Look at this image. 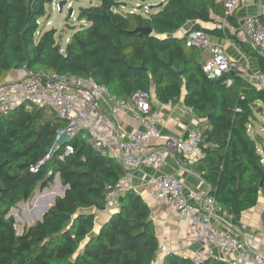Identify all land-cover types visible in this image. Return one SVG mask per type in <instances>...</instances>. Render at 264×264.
<instances>
[{
  "label": "trees",
  "instance_id": "16d2710c",
  "mask_svg": "<svg viewBox=\"0 0 264 264\" xmlns=\"http://www.w3.org/2000/svg\"><path fill=\"white\" fill-rule=\"evenodd\" d=\"M96 1L78 9V26L66 22L74 32L62 46L56 29H44L49 0H0V85L10 71L24 70L91 78L121 101L138 91L153 94L161 104L183 97L199 118L205 141L214 145L204 150L195 171L208 187L215 215L236 227L241 213L256 206L260 194L264 197L262 139L248 131L264 113V86L245 81L238 70L208 78L200 48L186 45V32L177 33L193 21L190 31L239 42V22L234 33L203 27L215 22L213 15L224 16L215 0H162L149 10L148 0ZM134 1L143 5L124 10ZM241 46L264 73V55ZM64 125L50 108L28 103L0 114V264H152L159 244L150 211L131 188L91 234L95 212L103 210L109 188L124 170L114 157L95 150L83 132L68 144L55 143ZM66 145L72 147L68 155ZM56 176L63 195L17 234L10 208L48 189ZM162 264L194 263L168 253ZM201 264L229 263L210 257Z\"/></svg>",
  "mask_w": 264,
  "mask_h": 264
},
{
  "label": "built area",
  "instance_id": "2783aa9c",
  "mask_svg": "<svg viewBox=\"0 0 264 264\" xmlns=\"http://www.w3.org/2000/svg\"><path fill=\"white\" fill-rule=\"evenodd\" d=\"M49 1L50 11L54 9L59 11V2L64 1L62 10L71 9L69 17H73V3L78 0ZM215 1L220 2L224 10L221 27L228 29L231 28L228 18L233 11L252 2V0ZM258 16H246L241 19L239 31L252 50L264 55V7ZM186 45L208 50V57L202 62V71L208 78H219L225 73L238 70L245 81L257 88L264 86V73L239 69L236 62L210 44L207 35L188 30ZM22 103L50 108L65 122L64 127L58 130L55 136V143L62 134L72 138L83 132L95 150L100 154L114 157L121 164L124 173L109 188L102 210L104 213L117 210L118 197L127 188L133 172L138 168L147 166L160 171L166 158L171 154L178 156L186 166L192 168L204 156L205 149L214 147L205 141L200 130L187 131L180 138L161 134L157 127L159 113L152 108L150 93L138 91L127 101H121L91 78L57 73L41 76L40 73L25 72L20 79L0 85V114H7ZM103 103L109 106V115L127 112L141 127L132 132L126 141L119 143L117 154L107 152L112 151L111 143L105 136H100L94 126V119L98 116H102L110 123V118L102 114ZM153 140L161 144L153 145ZM70 153L72 147L66 145L64 154ZM148 185L151 197L168 205L181 219L186 220L190 235L201 243L202 247L191 257L194 264H201L205 259L212 257L213 248H218L221 253L227 255L235 254L234 258L225 261L229 264H264L263 256L241 245L230 223L225 222V229H218L213 225L211 219L215 214V207L211 197L199 198L174 175H152L148 179Z\"/></svg>",
  "mask_w": 264,
  "mask_h": 264
},
{
  "label": "crops",
  "instance_id": "0c3cea01",
  "mask_svg": "<svg viewBox=\"0 0 264 264\" xmlns=\"http://www.w3.org/2000/svg\"><path fill=\"white\" fill-rule=\"evenodd\" d=\"M262 7H264V0H252L250 5L237 8L230 16L232 18V23L229 22L231 28L226 29L230 33H234V23H238L246 16H258ZM132 10L135 11L136 9ZM212 17L215 20L214 23H204L201 25L206 28L223 29L221 27V17L217 15H213ZM194 23L195 22L193 21L185 23L177 35L182 36L185 32L190 30ZM236 37L239 42L215 36H208V39L211 45L216 46L228 58L236 62L239 69H247L250 72L260 71L257 59L249 56L242 48L241 43L247 44V42L240 31L236 33ZM201 56L202 60H205L208 57V50H201ZM24 74V70H12L9 72L5 82L20 79ZM151 104L153 109L159 113L160 120L157 127L161 134L172 138H180L187 131L199 130L200 120L191 109L184 105L183 97H181L176 104H161L155 99L154 95L151 94ZM102 114L110 118V123H107L102 116H98L94 119V126L100 136L103 135L110 141L112 151L107 150V152L117 154L119 143L126 141L132 132L141 127L127 112H121L115 116L109 115V106L106 103L102 104ZM152 144L160 145L161 143L153 140ZM261 149L263 150V148ZM262 150L259 151L261 157L262 154H264V151ZM263 159L264 158H262V163L264 164ZM194 167L190 168L186 166L181 158L171 154L166 158L160 171H155L150 167L142 166L133 172L127 188L133 189L147 204L154 227V233L159 244L157 257L152 264H162L164 257L168 253H175L181 257L191 259L192 255L202 247L201 243L190 235L187 221L181 219L168 205L154 200L150 195L148 185V179L152 175H174L179 178L186 187L192 189L197 196L202 199L207 196L208 187L199 178ZM109 215L110 213H104L102 211L95 212L94 226L91 232L92 235L98 233L101 225L107 220ZM211 221L218 229L226 228L225 222L215 214L212 216ZM232 231L236 234L244 248L259 253L264 257L263 195H259L256 206L241 213L238 225L234 227ZM212 252V258L222 261H227L235 257V254L227 255L221 253L218 248H213Z\"/></svg>",
  "mask_w": 264,
  "mask_h": 264
},
{
  "label": "rangeland",
  "instance_id": "374dc122",
  "mask_svg": "<svg viewBox=\"0 0 264 264\" xmlns=\"http://www.w3.org/2000/svg\"><path fill=\"white\" fill-rule=\"evenodd\" d=\"M97 1L92 0V4H95ZM162 0H148L145 3V10H149L154 6L160 4ZM143 5L141 2H129L128 7H125L124 10H131L135 8L138 10V5ZM89 6V2L87 0H78L73 3V17L68 16V9L63 8L61 12L54 9L51 11V16L49 19V24L44 26V29L54 28L56 29L55 38L61 37V44L64 46L66 43V39L69 38L74 32L70 26H78L79 23L76 20L78 9L80 7ZM66 22H68L69 27H66ZM249 133L252 136H258L262 139L261 144L258 145V152L262 150L264 151V113L257 114L255 120L251 124L248 129ZM258 132V133H257ZM259 134V135H256ZM262 158H264V154H262ZM264 160V159H263ZM64 187L60 184V182L54 180L52 185L46 191H35L33 196H31L26 201H20L16 205L10 208L9 216L13 217L14 227L17 234H20L22 230L31 225L33 222L39 220V214L44 213L45 206L50 207L52 205L51 197L53 200L55 197L60 196L63 192ZM52 195V196H51ZM50 196V197H49Z\"/></svg>",
  "mask_w": 264,
  "mask_h": 264
},
{
  "label": "water",
  "instance_id": "95a60500",
  "mask_svg": "<svg viewBox=\"0 0 264 264\" xmlns=\"http://www.w3.org/2000/svg\"><path fill=\"white\" fill-rule=\"evenodd\" d=\"M64 5V1H61V2H59V12H61L62 11V6ZM71 13H72V10L70 9L69 11H68V16H70L71 15ZM139 30L143 33V34H146V35H150L151 34V29L150 28H139ZM141 69H143V70H145L144 68H141ZM70 140H71V137H69L68 135H66V134H62L58 139H57V143L58 144H60V145H65V144H68L69 142H70ZM54 180H56L57 182H58V176H56L55 178H54ZM47 189H44L43 191H46ZM63 195V192L60 194V196H62ZM51 201L53 202V197H51ZM47 209H48V206H45V208H44V212L45 211H47ZM41 213L39 214V219L41 218ZM69 264H71V263H69Z\"/></svg>",
  "mask_w": 264,
  "mask_h": 264
},
{
  "label": "bare ground",
  "instance_id": "6f19581e",
  "mask_svg": "<svg viewBox=\"0 0 264 264\" xmlns=\"http://www.w3.org/2000/svg\"><path fill=\"white\" fill-rule=\"evenodd\" d=\"M52 196V195H51ZM50 197V196H49Z\"/></svg>",
  "mask_w": 264,
  "mask_h": 264
}]
</instances>
